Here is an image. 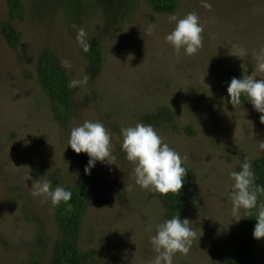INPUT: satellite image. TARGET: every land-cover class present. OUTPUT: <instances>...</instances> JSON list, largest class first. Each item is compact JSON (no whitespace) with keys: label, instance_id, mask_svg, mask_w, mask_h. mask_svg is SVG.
Segmentation results:
<instances>
[{"label":"rangeland","instance_id":"obj_1","mask_svg":"<svg viewBox=\"0 0 264 264\" xmlns=\"http://www.w3.org/2000/svg\"><path fill=\"white\" fill-rule=\"evenodd\" d=\"M32 1L24 0L25 15L16 21V48L0 32V264L49 258L58 233L54 212L50 201L31 195V186L57 176L69 182L77 167L69 153L70 129L85 120L105 125L114 160L92 168L110 183L100 195L106 198L87 206L79 246L94 250L91 264H151L156 253L150 237L162 222L161 206L152 192L135 183L134 165L120 149V129L143 122L145 111L161 105L174 113L177 129L153 127L192 174L184 214L196 236L190 252L177 253L173 264H211V238L224 239L235 220L230 173L239 171L242 161L264 156L259 150L264 142L261 114L251 103L233 106L224 91V78L233 70L264 79L259 70L264 0H208L210 10L201 0H178L170 14L154 13L141 3L115 31L105 29L98 14L68 26L64 15L55 13V0H44L52 11L46 9L42 18V5ZM190 12L204 28L202 46L192 56L177 53L165 40L175 26L169 16ZM6 15V1L0 0V22ZM81 28L87 40L101 43L102 66L92 79L76 39ZM42 47L68 62L70 79L87 77L73 90L67 127L54 119L35 74L34 60ZM36 170L46 175L37 176ZM238 215L243 217V209ZM257 251L256 264H264V238L257 240Z\"/></svg>","mask_w":264,"mask_h":264},{"label":"trees","instance_id":"obj_2","mask_svg":"<svg viewBox=\"0 0 264 264\" xmlns=\"http://www.w3.org/2000/svg\"><path fill=\"white\" fill-rule=\"evenodd\" d=\"M7 6V15L0 22V32L12 48H16L20 40V32L16 29V21L22 19L25 15L24 0H5ZM53 4H58L55 13L61 12L65 17V22L70 27H74L82 21L84 15L98 14L102 25L108 30H117L126 20H129L135 9L145 3L154 13H175L178 7V0H55ZM144 1V2H141ZM42 5L40 7V17L45 18V11L50 12L51 6L45 4L44 0H33ZM30 8V7H29ZM54 9V7H52ZM91 47L89 52L85 53L80 49L82 56L86 59V74L92 79L102 66L101 43L98 38H88ZM34 70L41 89L48 97L49 108L54 115V119L59 125L67 127L70 116L73 113V89L68 88L70 76L65 67L62 66L57 54L49 47H42L34 60ZM28 74V72L26 71ZM246 76L239 70L230 71L224 78V91L226 95L227 87L233 77L242 78ZM229 97V96H228ZM230 98V97H229ZM242 102L250 103L242 97ZM241 102V103H242ZM142 121L152 126L176 127L174 113L166 105H161L158 109L147 110L142 116ZM69 153L75 160L76 170L69 182L65 183L63 179H50L52 188L63 186L72 191L73 195L69 203L71 211H68V205L61 202L58 206H53L55 223L57 225V238L52 245L51 254L48 259L40 260L30 258L23 264H91L95 259L93 249H81L79 246L80 229L84 220L85 211L91 200L104 199L101 197L104 185L110 183L106 178L100 176L93 169L91 174L84 172L85 165L88 162L86 153L77 154L69 146ZM188 170L184 177V184L179 193L169 192L167 195H160L152 192L158 198L161 206L162 222L170 219L174 215L185 219L184 206L191 196L192 174L188 166L182 165ZM252 171L255 174V184L264 186V156L254 159L251 163ZM37 176H44L46 172L35 171ZM49 174V172H47ZM61 182V183H60ZM262 194L258 196V204L261 202ZM248 215L243 209V216ZM256 209H253L250 217H242L239 222L230 225L224 239L213 235L212 243L208 250V256L211 264H256L257 262V239L253 237L254 225L256 224ZM40 244L44 241L40 239Z\"/></svg>","mask_w":264,"mask_h":264},{"label":"clouds","instance_id":"obj_3","mask_svg":"<svg viewBox=\"0 0 264 264\" xmlns=\"http://www.w3.org/2000/svg\"><path fill=\"white\" fill-rule=\"evenodd\" d=\"M203 7L211 9L208 0H201ZM169 21L174 23V28L170 31L165 40L173 49L185 55H195L202 46L203 25L195 12H190L183 17L176 14L169 16ZM77 42L83 52L90 50V43L84 29L77 30ZM62 66L70 67L67 61H62ZM259 70L264 71V62L259 64ZM87 81L71 79L68 88L73 89ZM227 93L230 103L234 106L241 104L242 97L250 101L255 111L260 113V120L264 123V79L257 80L253 75L242 78L233 77L228 84ZM120 149L125 154L127 161L134 165L132 173L135 183L142 189L160 195L179 193L184 184V177L188 170L183 167L184 160L180 154L163 142L162 137L151 124L137 122L134 126L121 127ZM27 143V142H26ZM68 145L75 153H86L88 162L84 172L91 174L92 168L97 162L113 163L114 157L111 153V134L105 125L100 121L85 120L81 125L72 127L68 138ZM259 150L264 151V142L259 144ZM232 180L231 201L232 216L236 221L240 209H244L250 217L253 209H256V224L254 225L253 237L257 240L264 238V203L258 204L259 194H264V186L255 184V174L252 171L251 163L244 160L240 163V170L230 173ZM27 179H31L29 176ZM31 195L33 197H43L44 201H50L53 206H58L61 202L68 205L72 198V191L57 186L52 188L48 180L32 183ZM151 230V229H149ZM196 233L190 226L189 219H181L179 214L165 219L156 226L155 234L150 237V243L156 253L151 264H173L177 253L187 255L192 247Z\"/></svg>","mask_w":264,"mask_h":264}]
</instances>
